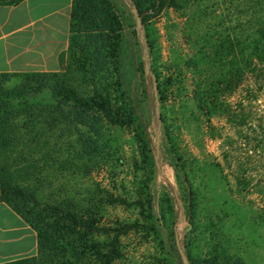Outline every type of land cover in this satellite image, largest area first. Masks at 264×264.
I'll use <instances>...</instances> for the list:
<instances>
[{
    "label": "rangeland",
    "instance_id": "1",
    "mask_svg": "<svg viewBox=\"0 0 264 264\" xmlns=\"http://www.w3.org/2000/svg\"><path fill=\"white\" fill-rule=\"evenodd\" d=\"M239 4L240 0H205L190 3L188 11L166 7L148 11L146 24L130 29L124 37L127 45L128 39L141 44L135 51L127 46L123 75L133 85L151 139L145 149L151 157V223L161 243L144 232L130 233L121 239L123 261L119 264H182L176 238L185 257L203 259L224 253L233 264H264V75L258 77L262 81L250 77L238 90L221 98L227 106L216 109L209 122L193 97L206 73L191 66L202 36L217 29V24L228 27L227 15L240 12ZM231 25H236L235 21ZM84 61L80 57V64L90 63ZM144 62L158 79L162 93L156 101L155 117L147 112L149 76L143 73ZM71 69L64 64L59 76L76 91L88 93L87 76L71 73ZM118 75L111 64L98 78L115 89ZM167 78L170 81L165 83ZM25 82L24 76L11 75L2 85L11 89ZM143 129L137 122L130 127L101 129L94 159L77 162L74 156L83 150L79 136L63 125L47 127L43 134L49 157L47 172L33 178L29 186L42 205H61L66 199L84 207L85 202L95 204L92 213L102 215V223L113 228L116 221L123 225L133 219L144 223L139 212L129 206H102L106 191L124 199L144 180V144L136 139L137 135L146 139ZM157 132L159 167L154 161ZM43 153L40 148L18 146L12 156L22 154L29 159ZM189 197L193 208L187 219L185 201Z\"/></svg>",
    "mask_w": 264,
    "mask_h": 264
},
{
    "label": "trees",
    "instance_id": "2",
    "mask_svg": "<svg viewBox=\"0 0 264 264\" xmlns=\"http://www.w3.org/2000/svg\"><path fill=\"white\" fill-rule=\"evenodd\" d=\"M195 1L205 0H72L68 47L61 62L71 66V73L79 71L87 76L89 92L86 94L72 88L58 72L23 74L26 82L11 89L2 85L3 79L11 75H0V203L9 206L35 232L37 240L34 256L2 264H119L123 261L121 239L130 233L144 232L161 243L159 232L151 223V157L145 150L151 139L139 112L133 85L123 75L127 46L130 44L135 51L141 44L128 39L127 45L124 37L136 28L133 7L144 25L148 11L158 12L163 7L188 11V5ZM238 9L240 12L227 15L228 27L217 24V29L202 36L191 65L195 70L206 72L193 90V97L208 122L216 109L227 106L221 98L238 90L250 77L262 81L258 77L264 75V0H240ZM233 21L236 25H231ZM80 57L90 63L80 64ZM111 64L119 73L115 89L110 84H101L98 78L101 70ZM147 81V112L155 117L156 101L162 93L158 79L155 90L150 76ZM169 81L165 79V83ZM136 122L143 125L146 137L136 136L137 142L144 144L141 147L146 169L144 180L124 199L106 191L107 199L102 206H129L139 212L144 223L133 219L123 225L116 221L113 228L102 223V215L92 213L95 204L85 202L84 207L70 199L61 205L39 202L29 184L47 172L49 157L47 141L43 138L47 127L63 125L75 132L83 150L74 159L90 162L95 157L101 129L130 127ZM18 146L40 148L44 153L38 158L27 159L22 154L13 157ZM61 165L65 167L66 162ZM185 202V216L190 219L192 200L189 197ZM186 257L188 264H233L224 253L203 259Z\"/></svg>",
    "mask_w": 264,
    "mask_h": 264
},
{
    "label": "crops",
    "instance_id": "3",
    "mask_svg": "<svg viewBox=\"0 0 264 264\" xmlns=\"http://www.w3.org/2000/svg\"><path fill=\"white\" fill-rule=\"evenodd\" d=\"M72 0H0V75L57 73ZM35 232L0 203V264L36 254Z\"/></svg>",
    "mask_w": 264,
    "mask_h": 264
},
{
    "label": "water",
    "instance_id": "4",
    "mask_svg": "<svg viewBox=\"0 0 264 264\" xmlns=\"http://www.w3.org/2000/svg\"><path fill=\"white\" fill-rule=\"evenodd\" d=\"M131 12H132V14H133V16H134V18H135L136 29L138 30V29L140 28V26H141L140 17H139V15L137 14V10H136V8L133 7V8L131 9ZM140 42H142V41H141V36H140ZM142 59L145 60V57H143ZM143 72H144V75H145V76H150V77H151V79H152V84H153V89L155 90V89H156V80H155L154 76L150 73V71H149V66H148L147 62H144V65H143ZM155 147H156V151H155V154H154V161H155V165H156L157 167H159V163H158V161H157V159H158V153H159V132L156 133ZM175 244H176V246L178 247V252H179V255H180V257H181L182 263H183V264H188V260H187V258L185 257L183 251H182L181 249H179V241H178L177 238L175 239Z\"/></svg>",
    "mask_w": 264,
    "mask_h": 264
}]
</instances>
